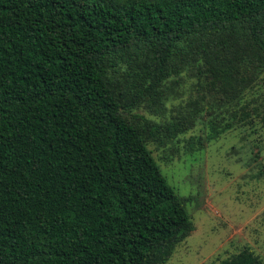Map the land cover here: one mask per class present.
<instances>
[{"label": "trees", "instance_id": "trees-1", "mask_svg": "<svg viewBox=\"0 0 264 264\" xmlns=\"http://www.w3.org/2000/svg\"><path fill=\"white\" fill-rule=\"evenodd\" d=\"M263 73L264 0H0V264H167L195 226L149 144L264 126ZM184 77L187 119L135 113Z\"/></svg>", "mask_w": 264, "mask_h": 264}, {"label": "rangeland", "instance_id": "rangeland-1", "mask_svg": "<svg viewBox=\"0 0 264 264\" xmlns=\"http://www.w3.org/2000/svg\"><path fill=\"white\" fill-rule=\"evenodd\" d=\"M169 84L172 96L159 112L143 106L135 113L160 123L187 119L194 110L191 103L202 98L198 79L177 78ZM263 100L264 73L244 104L251 109ZM226 111L219 117L201 112L196 125L174 142L149 144L195 226L167 264H220L244 249L264 261V126L253 118L207 140L214 123L231 121Z\"/></svg>", "mask_w": 264, "mask_h": 264}]
</instances>
